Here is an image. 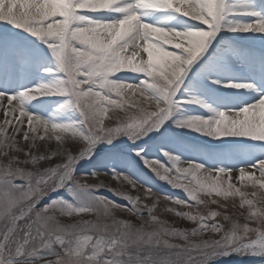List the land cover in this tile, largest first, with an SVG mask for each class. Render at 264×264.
I'll return each mask as SVG.
<instances>
[{
  "label": "snow or ice",
  "instance_id": "snow-or-ice-1",
  "mask_svg": "<svg viewBox=\"0 0 264 264\" xmlns=\"http://www.w3.org/2000/svg\"><path fill=\"white\" fill-rule=\"evenodd\" d=\"M0 264H264V0H0Z\"/></svg>",
  "mask_w": 264,
  "mask_h": 264
},
{
  "label": "rangeland",
  "instance_id": "rangeland-1",
  "mask_svg": "<svg viewBox=\"0 0 264 264\" xmlns=\"http://www.w3.org/2000/svg\"><path fill=\"white\" fill-rule=\"evenodd\" d=\"M257 49H258V46H257ZM206 139L207 138H205V137L198 136L196 133H191L190 136L187 138V142L192 143V142H195L198 140L203 141ZM256 151H257V154H259L260 149L257 148ZM84 167L87 168L88 165H85ZM139 175L141 176L143 181H146L147 184L152 186L156 195L160 197L161 202H160L159 206L161 208H163L165 206H172L169 204V202H166L163 200V195H165V194L169 195V196H177V197H180L182 199L184 198L185 194L181 190L174 189V188L168 186L165 182L159 180L157 177H155V175L153 173H151L147 169H144L142 166L140 168ZM100 179L104 180L105 184L110 185V187L113 189L121 187L119 185V183L112 180L111 177L102 175L100 177ZM87 182L90 184H96V183H99V180L90 177V178H88ZM141 193L143 194V189H141ZM101 194L109 195L110 193H107L103 189H101ZM221 202L224 203V201H221ZM226 203H227V214H229V215H238L239 214L240 209L238 207L237 208L232 207L233 198H229V200ZM235 203L237 205L239 204V197L235 198ZM210 207L216 209V205H211ZM216 210L224 211V209H216ZM164 218L168 219L170 222H174V218L170 214H165ZM176 226L185 227V226H190V225L186 224L183 221H179Z\"/></svg>",
  "mask_w": 264,
  "mask_h": 264
}]
</instances>
